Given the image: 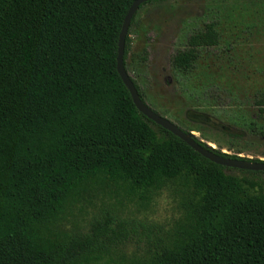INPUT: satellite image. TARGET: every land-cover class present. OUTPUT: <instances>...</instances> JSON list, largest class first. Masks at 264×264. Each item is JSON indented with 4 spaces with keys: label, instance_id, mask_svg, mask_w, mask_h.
Wrapping results in <instances>:
<instances>
[{
    "label": "trees",
    "instance_id": "1",
    "mask_svg": "<svg viewBox=\"0 0 264 264\" xmlns=\"http://www.w3.org/2000/svg\"><path fill=\"white\" fill-rule=\"evenodd\" d=\"M133 1L0 0V264H264V191L233 171L264 172L202 156L139 112L117 71ZM219 41L216 21L191 32L171 54L177 76L195 80ZM255 104L257 119L235 120L264 138V91ZM165 191L180 210L167 231L125 212ZM97 205L86 225L71 220Z\"/></svg>",
    "mask_w": 264,
    "mask_h": 264
},
{
    "label": "rangeland",
    "instance_id": "2",
    "mask_svg": "<svg viewBox=\"0 0 264 264\" xmlns=\"http://www.w3.org/2000/svg\"><path fill=\"white\" fill-rule=\"evenodd\" d=\"M211 20L217 22L219 44L201 50L195 80L180 79L170 63L171 54L186 43L191 32ZM129 37L127 69L152 108L212 148L264 161V138L235 120L240 116L257 119L255 100L264 91V0L148 3L138 10ZM144 49L149 52L146 61L141 58ZM209 86H214L217 94L210 92ZM205 91L206 95L202 93ZM233 172L247 176L257 183L259 191H264V174ZM97 210L99 205L90 206L71 220L86 225ZM125 212L150 221L153 229L161 227L164 232L180 216L177 202L167 191L151 209L140 213L128 206ZM140 235L143 246L146 238ZM126 251L138 254L141 249L133 243Z\"/></svg>",
    "mask_w": 264,
    "mask_h": 264
},
{
    "label": "water",
    "instance_id": "3",
    "mask_svg": "<svg viewBox=\"0 0 264 264\" xmlns=\"http://www.w3.org/2000/svg\"><path fill=\"white\" fill-rule=\"evenodd\" d=\"M150 0H134L129 7L126 16L124 18L122 28L119 34V42H118V53H117V71L123 80L124 84L128 88L131 97L133 99L134 104L136 105L139 112L144 114L147 118L152 120L154 123L160 125L164 129L172 132L174 135L182 139L186 142L190 147H192L195 151L200 153L205 158L232 168L245 169V170H253V171H263L264 172V161H252L246 159L232 158L221 156L214 151L202 146L197 140L196 136L192 132H187L183 130L179 125L174 123L169 118L163 116L159 112L155 111L152 107H150L147 103H145L140 97L139 91L132 79V76L127 71L124 64V54H125V45H126V37L128 34V30L130 28L132 18L139 10L140 6Z\"/></svg>",
    "mask_w": 264,
    "mask_h": 264
}]
</instances>
